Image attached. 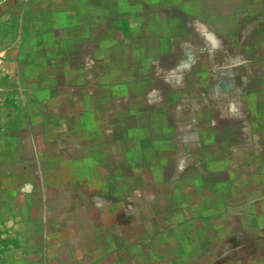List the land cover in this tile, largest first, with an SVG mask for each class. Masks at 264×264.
Segmentation results:
<instances>
[{
  "label": "crops",
  "instance_id": "0c3cea01",
  "mask_svg": "<svg viewBox=\"0 0 264 264\" xmlns=\"http://www.w3.org/2000/svg\"><path fill=\"white\" fill-rule=\"evenodd\" d=\"M9 7L0 264H264V0Z\"/></svg>",
  "mask_w": 264,
  "mask_h": 264
},
{
  "label": "rangeland",
  "instance_id": "374dc122",
  "mask_svg": "<svg viewBox=\"0 0 264 264\" xmlns=\"http://www.w3.org/2000/svg\"><path fill=\"white\" fill-rule=\"evenodd\" d=\"M13 2L16 4V6H19L22 5L23 0H0V39L5 40L4 42L0 41V86L6 87L8 85V80L11 79L16 83L18 89H22L23 81L21 75L15 74L12 77H10V72H9L10 68L7 60L5 59L6 57L5 51L9 49L6 40L10 38L8 34L9 30L7 27V20H6L7 18L5 17H7V13L10 8L9 6ZM10 48H14V46L12 45Z\"/></svg>",
  "mask_w": 264,
  "mask_h": 264
}]
</instances>
